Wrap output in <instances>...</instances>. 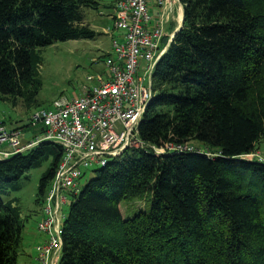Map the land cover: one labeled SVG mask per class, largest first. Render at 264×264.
<instances>
[{
  "label": "trees",
  "instance_id": "obj_1",
  "mask_svg": "<svg viewBox=\"0 0 264 264\" xmlns=\"http://www.w3.org/2000/svg\"><path fill=\"white\" fill-rule=\"evenodd\" d=\"M178 2L182 23L154 65L137 125L145 148L107 160L65 192L57 264H264V162L243 159L264 137V0ZM98 6L0 0V100L38 107L41 50L94 39L84 11ZM165 143L201 148L150 149ZM61 157L59 145L40 141L0 160V264H18L21 246L10 193L44 165L35 195L43 207ZM130 202L139 205L122 214Z\"/></svg>",
  "mask_w": 264,
  "mask_h": 264
},
{
  "label": "built area",
  "instance_id": "obj_2",
  "mask_svg": "<svg viewBox=\"0 0 264 264\" xmlns=\"http://www.w3.org/2000/svg\"><path fill=\"white\" fill-rule=\"evenodd\" d=\"M173 1L177 0H154L159 11L151 16L149 0H118L112 13V27L122 31L123 35L120 41H111L112 54L104 62L108 76H95V84L83 87L76 97L60 98L51 109L35 114L34 118L43 125L40 141L55 143L62 149L61 160L44 197L42 217L36 225L43 238L34 247L35 264L58 263L63 207L67 204L65 192L76 191L86 172L104 166L107 160L119 156L125 149L141 148L134 131L150 99V92L143 84L149 82L154 65L164 52L162 49L156 56L162 44L164 26L170 19L168 8ZM126 9L132 13H127ZM109 77L110 80L106 79ZM121 79H133L140 89L136 106H133L135 99L123 107L116 103L115 98L124 92L117 86ZM38 142L23 145L17 133L0 128V146L8 144L10 147L8 152L0 151V160L22 153ZM195 150L199 151L191 144H166L156 153Z\"/></svg>",
  "mask_w": 264,
  "mask_h": 264
},
{
  "label": "rangeland",
  "instance_id": "obj_3",
  "mask_svg": "<svg viewBox=\"0 0 264 264\" xmlns=\"http://www.w3.org/2000/svg\"><path fill=\"white\" fill-rule=\"evenodd\" d=\"M111 1L98 0L97 10L88 9L84 11V23L96 34L94 39L55 43L41 50V64L38 68L41 84L37 94L38 107L26 110L21 105L11 107L0 100V120L3 121L7 130L16 125L24 127L30 123L33 126L34 123L31 122L30 118L37 111L50 109L52 102L58 98L71 99L77 96L84 86L91 85L86 80L88 76H99L103 73L105 70L104 61L112 53L111 39L114 38L112 35L113 23L108 17ZM163 46L162 42L160 50L164 48ZM34 128L36 131V129H40V126L37 125ZM28 135L30 134L28 133ZM28 135L24 134V138ZM191 145L195 149L201 148L198 144ZM252 154L254 155L246 159H260L264 162V137L257 143ZM44 169L45 166L43 165L41 168L30 170L26 174L27 179H22L21 188L10 193V198L17 200L20 218L23 221L21 246L17 256L18 264H34V247L41 242L42 239L40 238H43L36 230V225L41 218L42 203H36L35 195L38 180ZM91 176L92 171L86 172L80 180L79 186ZM66 198L69 202L70 196ZM138 205L139 202L122 203L120 211L122 214H126ZM67 211L68 205L63 207L64 216Z\"/></svg>",
  "mask_w": 264,
  "mask_h": 264
},
{
  "label": "crops",
  "instance_id": "obj_4",
  "mask_svg": "<svg viewBox=\"0 0 264 264\" xmlns=\"http://www.w3.org/2000/svg\"><path fill=\"white\" fill-rule=\"evenodd\" d=\"M114 1L115 0H112L111 2V7H110V13H109V15H108V17H109V19H111L112 18V13H113V4H114ZM159 11V9L156 7V5H155V2H154V0H149V14L151 15V16H155L156 14H157V12ZM168 12H169V21L165 24V26H164V30H163V39H162V42H163V51H165L166 50V47H167V45H168V43L170 42V40L172 39V37H173V35H174V33L178 30V28H179V25H180V22H181V19H182V6L179 4V2H178V0L175 2V1H173L172 2V4H171V6L168 8ZM111 21H112V19H111ZM112 29H113V27H112ZM112 35H113V39H115V40H117V41H120V39L122 38L121 36L123 35V32L122 31H116V30H114V31H112ZM113 39H111V41L113 40ZM105 62V61H104ZM105 66V65H104ZM107 74V71H106V68H105V70L103 71V73L101 74V75H106ZM92 77H95V76H88L87 77V81L89 82V83H91V85L93 84V81L91 80V78ZM106 77V76H105ZM90 85V86H91ZM84 87H89V86H84ZM55 102V100L52 102V104ZM52 104H51V107H50V109L52 108ZM42 110V109H41ZM49 110V109H48ZM0 124H3L4 125V123H3V121H1L0 120ZM35 125V124H34ZM33 125V126H34ZM37 125H39V124H37ZM36 125V126H37ZM29 126V127H28ZM30 123L27 125V126H25L24 125V127H22V125H19V127H18V125H16V126H14V127H10L9 129L11 130H14V129H17V130H21L22 132H23V134H27L28 135V133L30 134V135H28L26 138H24V139H27V140H29V138H32V136H34V135H39V130H37L36 129V131L34 130L35 128L33 127ZM35 126V127H36ZM40 126V125H39ZM23 129H22V128ZM27 127V128H26ZM40 129H41V126H40ZM0 150H2V151H7V150H9V146L8 145H2V146H0ZM41 217H42V215H41ZM41 219V218H40ZM37 238V237H36ZM35 238V239H36ZM41 239V238H40ZM33 261H34V258H33ZM35 264V263H34Z\"/></svg>",
  "mask_w": 264,
  "mask_h": 264
},
{
  "label": "bare ground",
  "instance_id": "obj_5",
  "mask_svg": "<svg viewBox=\"0 0 264 264\" xmlns=\"http://www.w3.org/2000/svg\"><path fill=\"white\" fill-rule=\"evenodd\" d=\"M120 1V0H119ZM117 2H118V0H115L114 1V4H113V9L116 7V4H117ZM127 13H132V11L130 10V9H126L125 10ZM159 52H160V49L159 50H157V52H156V56H158L159 55ZM106 71H107V69H106ZM111 74V73H110ZM104 76H108V73L106 74V75H104ZM106 79H111V77H109V78H106ZM148 90H149V92H150V96H151V78H150V80H149V82H144V84H143ZM118 87H120L121 89H124V92H123V95H121L120 97H116L115 99H116V103H121V107H123L124 105H129V102H130V100H134L135 99V101H134V104H133V106H136V98H137V96L139 95V93H140V89H138V87H137V84H136V82L132 79V80H126V79H121L120 81H119V83H118V85H117ZM39 111H37L36 113H38ZM35 113V114H36ZM35 114L34 115H32V117L30 118L31 119V122L32 123H37V124H39L42 128H43V125H42V122L40 121V120H36L35 118H34V116H35ZM138 125V124H137ZM0 128H4L6 131H8V132H10V133H17V137H18V139H19V142L21 143V144H27V143H29V142H31V141H37V140H39V142H40V139L42 138V136H43V132H42V134H40L39 133V135H34V136H32V138H29V140H27V139H24V134H23V132L21 131V130H7L6 128H5V126L3 125V124H0ZM135 135H136V139H137V141L141 144V148H145V146L138 140V137H137V126H136V128H135ZM167 144H172V145H181V144H174V143H167ZM3 145H5V144H3ZM6 145H8V144H6ZM166 145V144H165ZM2 146V145H1ZM9 146V145H8ZM164 146V145H163ZM163 146H161V147H163ZM161 147H153V146H151L150 147V149L152 150V152L154 153V154H157L156 153V150L157 149H159V148H161ZM141 148H129V149H125L124 151H122L121 152V154L119 155V156H121L123 153H125V152H128L129 150H132V149H141ZM0 151H2V150H0ZM8 151H10V147H9V150H7L6 152H8ZM6 154H8V153H6ZM158 155V154H157ZM119 156H116V157H114V159L115 158H117V157H119ZM247 155H245V156H243V159H246V158H248V157H246ZM11 157V156H10ZM113 159V158H112ZM246 160H249V159H246ZM250 160H252V159H250ZM253 160H256V159H253ZM95 169V168H94ZM93 170V169H92ZM92 170H90V171H92Z\"/></svg>",
  "mask_w": 264,
  "mask_h": 264
},
{
  "label": "water",
  "instance_id": "obj_6",
  "mask_svg": "<svg viewBox=\"0 0 264 264\" xmlns=\"http://www.w3.org/2000/svg\"><path fill=\"white\" fill-rule=\"evenodd\" d=\"M181 23H182V19H181L180 25H181ZM180 25H179V28H180ZM179 28H178V29H179Z\"/></svg>",
  "mask_w": 264,
  "mask_h": 264
}]
</instances>
